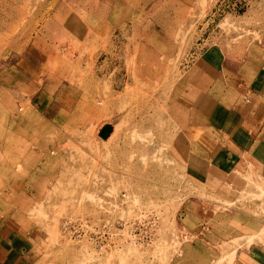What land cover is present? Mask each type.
<instances>
[{
	"label": "rangeland",
	"instance_id": "rangeland-1",
	"mask_svg": "<svg viewBox=\"0 0 264 264\" xmlns=\"http://www.w3.org/2000/svg\"><path fill=\"white\" fill-rule=\"evenodd\" d=\"M197 64L250 84L264 0H0V222L38 264H264V176L199 173V124L233 123Z\"/></svg>",
	"mask_w": 264,
	"mask_h": 264
},
{
	"label": "crops",
	"instance_id": "crops-1",
	"mask_svg": "<svg viewBox=\"0 0 264 264\" xmlns=\"http://www.w3.org/2000/svg\"><path fill=\"white\" fill-rule=\"evenodd\" d=\"M197 65L194 66L197 84L192 88V94L197 91L201 95H213L220 82L225 84L232 93L227 98L229 110L223 113L229 124L233 123L231 132L221 125L216 126L215 121L199 124L200 129H206L192 145L202 157L199 173L203 175L204 169L208 170V179L224 174L232 184L240 171L264 176V67L250 84L239 86L201 64ZM239 95L246 96V100L240 99ZM191 164L195 167L194 162ZM39 233L40 228L25 224L23 217L7 216L0 222V264H38ZM258 250L264 253V248H257L256 252L260 253Z\"/></svg>",
	"mask_w": 264,
	"mask_h": 264
},
{
	"label": "built area",
	"instance_id": "built-area-1",
	"mask_svg": "<svg viewBox=\"0 0 264 264\" xmlns=\"http://www.w3.org/2000/svg\"><path fill=\"white\" fill-rule=\"evenodd\" d=\"M103 227H105V223L102 224ZM94 226H89L86 224H83L82 222H77V221H72V220H64L63 222V230L67 233H72V234H80L88 232V231H93ZM96 231H99L97 227L95 228Z\"/></svg>",
	"mask_w": 264,
	"mask_h": 264
},
{
	"label": "water",
	"instance_id": "water-1",
	"mask_svg": "<svg viewBox=\"0 0 264 264\" xmlns=\"http://www.w3.org/2000/svg\"><path fill=\"white\" fill-rule=\"evenodd\" d=\"M110 131H111V127L108 125V126H106L103 130H102V138H107L108 137V135H109V133H110Z\"/></svg>",
	"mask_w": 264,
	"mask_h": 264
},
{
	"label": "bare ground",
	"instance_id": "bare-ground-1",
	"mask_svg": "<svg viewBox=\"0 0 264 264\" xmlns=\"http://www.w3.org/2000/svg\"><path fill=\"white\" fill-rule=\"evenodd\" d=\"M110 133H111V132H110ZM110 133H109V134H110ZM110 135H111V134H110ZM110 135H109V137H110ZM109 137H108V138H109Z\"/></svg>",
	"mask_w": 264,
	"mask_h": 264
}]
</instances>
